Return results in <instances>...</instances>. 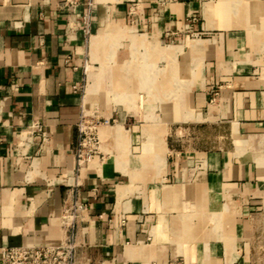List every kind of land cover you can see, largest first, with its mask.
<instances>
[{
	"label": "crops",
	"instance_id": "1",
	"mask_svg": "<svg viewBox=\"0 0 264 264\" xmlns=\"http://www.w3.org/2000/svg\"><path fill=\"white\" fill-rule=\"evenodd\" d=\"M90 1L0 0V248L57 243L77 190L82 264H261L264 0ZM157 55L173 71L152 72ZM84 78L92 100L166 103L125 107L76 171Z\"/></svg>",
	"mask_w": 264,
	"mask_h": 264
},
{
	"label": "built area",
	"instance_id": "2",
	"mask_svg": "<svg viewBox=\"0 0 264 264\" xmlns=\"http://www.w3.org/2000/svg\"><path fill=\"white\" fill-rule=\"evenodd\" d=\"M80 0H60V5L75 8ZM174 0H156L157 9ZM88 0L87 4L90 5ZM83 29L89 31V16H83ZM82 92V87L80 88ZM82 96V95H81ZM84 117L83 107L76 124L78 139L74 147L75 170L78 171L89 163L98 153L95 151L96 136L94 126H88ZM37 128L36 123L32 124ZM87 203L81 200L80 194L74 190L69 201L64 202L60 220L65 228L62 238L57 243L23 244L3 246L0 248V264H82L77 257L79 243L76 239V224L83 220Z\"/></svg>",
	"mask_w": 264,
	"mask_h": 264
},
{
	"label": "rangeland",
	"instance_id": "3",
	"mask_svg": "<svg viewBox=\"0 0 264 264\" xmlns=\"http://www.w3.org/2000/svg\"><path fill=\"white\" fill-rule=\"evenodd\" d=\"M89 33V31H88ZM171 41H168L166 43H169ZM142 51V50H140ZM158 56V55H157ZM137 63H141L137 61ZM173 61L165 60L164 57L158 56L155 59V63L151 69L152 72H156V74L160 75L162 72L170 70L173 71L174 67ZM92 72H87L88 79H91ZM91 88L92 92H89L87 88ZM109 88V87H108ZM113 88V87H112ZM95 89L93 88V85L90 82H87L84 78V82L82 84V107L84 108V119L86 120V124L88 126H94V129H92L93 132H95L96 136V143H95V151L97 153L101 152L103 150V143L99 135V129L100 127L104 125H113L114 123H118L121 118V112L125 113L127 109L125 110V107L130 106L131 104L138 107L139 111L142 110V108L146 105L148 99L150 98L154 105H155V111L156 115H158V109L163 106L164 102V94L161 92H154V93H120L115 91H108V92H97L96 98L92 100L94 95ZM92 100V101H91ZM123 106V107H121ZM110 112V114H108ZM128 112V111H127ZM128 119V117L126 118ZM124 123L128 124L129 122L126 120ZM258 213L260 214V222L258 224V232L254 237V251L252 252V260L254 261H261V264H264V208L258 210ZM235 260H238L239 256H241V253L236 254ZM219 259L223 260V255H219ZM230 259H234L232 256ZM221 262V261H220ZM167 264H182L180 261V258L178 254H172L170 261ZM223 264V263H220ZM254 264H257V262Z\"/></svg>",
	"mask_w": 264,
	"mask_h": 264
},
{
	"label": "bare ground",
	"instance_id": "4",
	"mask_svg": "<svg viewBox=\"0 0 264 264\" xmlns=\"http://www.w3.org/2000/svg\"><path fill=\"white\" fill-rule=\"evenodd\" d=\"M84 109V108H83ZM85 111V110H84Z\"/></svg>",
	"mask_w": 264,
	"mask_h": 264
}]
</instances>
